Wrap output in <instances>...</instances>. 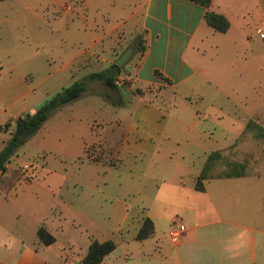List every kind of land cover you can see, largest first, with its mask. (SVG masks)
Here are the masks:
<instances>
[{"label": "crops", "instance_id": "crops-1", "mask_svg": "<svg viewBox=\"0 0 264 264\" xmlns=\"http://www.w3.org/2000/svg\"><path fill=\"white\" fill-rule=\"evenodd\" d=\"M250 1L213 0L210 11L230 23L219 33L191 0H104L111 10L124 5L120 23L91 34L90 47L59 68L49 55L35 74L5 81L12 106L40 87L53 96L107 69L142 37L145 51L118 77L127 86L112 91L117 100L87 90L25 144L39 158L36 178L16 170L14 158L0 174V264H76L94 241L116 244L100 264H264V131L233 148L250 121L264 128L262 40L250 29ZM32 111H0L8 116L0 127ZM102 147H114L105 153L114 164L88 159L87 150ZM230 148L222 163L249 172L206 174L197 190L209 156ZM174 159L170 173L151 176L158 161ZM146 219L153 232L139 241ZM175 219L187 227L179 242L170 237ZM41 226L52 245L39 240Z\"/></svg>", "mask_w": 264, "mask_h": 264}, {"label": "rangeland", "instance_id": "rangeland-1", "mask_svg": "<svg viewBox=\"0 0 264 264\" xmlns=\"http://www.w3.org/2000/svg\"><path fill=\"white\" fill-rule=\"evenodd\" d=\"M249 4L254 9L249 18L250 29L254 37H259L262 40L256 41V55L258 58L264 59V35L262 34L264 31L263 4H258L257 0H251ZM101 9L108 11L106 15ZM125 13L127 12H124V5L119 4L118 10L115 11L111 10L110 6H106L104 0H8L0 2L1 22L7 15L11 17L12 14H15L16 16L13 25H0V111L6 110L8 114L13 113L17 115L20 109L26 106L35 113L51 97L46 94L44 87L38 88L32 94H29L27 98L16 102L12 106L13 99H8V94L4 97V94L7 92L5 81L9 80V77L15 79L17 76L22 74L27 75L30 72H34L35 74L36 71H39L46 58H50L49 55L55 58V69L59 68L66 57L70 59L82 50L90 47L92 43L91 34H94L96 37L101 36L112 25L120 23L122 21L121 15ZM131 37L132 35L122 34L123 40L129 41L135 38V36L134 38ZM141 40L142 37L139 36L137 42L135 41L131 44L133 54L130 60L136 54L139 48L138 42ZM61 49L64 52L62 55H58ZM113 57H117V55ZM39 75L37 73L36 79H38ZM30 84L32 87L36 86L35 82H30ZM118 86L119 90L122 91L121 89L127 86L126 80H119ZM87 90V94L97 95L98 98H103L109 104L111 103V98L109 99L107 95H112L113 99L117 100L112 90L100 81L88 80ZM125 105H129L128 100L125 101ZM6 117H8L6 113L0 114V122L3 123ZM5 126L2 129L5 132L0 130V149L7 142L6 139H10V132L12 130V128L6 130ZM113 150L114 147L107 149L102 147V149L96 151L91 148L87 150V156L90 160L100 161L105 159L107 162L110 161V164H114V159L106 155L110 154ZM13 158L20 164L16 170L28 177L24 166L29 165L34 168L32 179L37 177L39 158L33 155V150L30 146L24 145L20 147ZM158 163L161 166H156L157 168L153 166L150 174L151 176L158 175L162 178L163 175L170 173L174 169L176 159L173 162L158 161ZM249 170L248 168H242L239 164L228 162V164L224 163L214 169V173L249 172Z\"/></svg>", "mask_w": 264, "mask_h": 264}, {"label": "trees", "instance_id": "trees-1", "mask_svg": "<svg viewBox=\"0 0 264 264\" xmlns=\"http://www.w3.org/2000/svg\"><path fill=\"white\" fill-rule=\"evenodd\" d=\"M7 1V0H0ZM205 8H207V13L205 16L207 24L213 28L216 32L226 33L230 28L229 21L220 14H216L210 11V7L213 3V0H191ZM138 51L143 53L145 48L142 47L139 42ZM124 69L118 67L115 63H112L107 69L92 73L87 78L82 81H78L73 83L72 85L63 88L61 91L51 96L48 100H46L33 114H25L20 116L14 122H10L6 124V130L12 128L10 132V139L5 143L3 149L0 151V174L4 173L7 169V165L11 162L12 158L17 154L20 147L24 146L43 126V124L59 109L64 107L65 105L71 104L77 100H79L84 93L87 91V81H100L103 85L108 87L113 92L118 91L119 80L118 77L121 75ZM109 99L111 96H107ZM116 104L113 102V105ZM3 128L0 127V130ZM255 130H262L264 128L261 127L254 121H250L243 133L237 140L235 146L236 148L238 144L244 142L246 137L254 134ZM230 148L227 151H219L214 152L208 158V161L205 165V168L199 177L196 183V189L199 191L203 190V186L201 184V180L206 174L214 173V169L218 166L224 164L221 161V158L229 155ZM230 156V155H229ZM228 157V156H227ZM223 160V159H222ZM230 160V158H228ZM228 164V163H226ZM235 164V163H234ZM244 167H246L245 163H242ZM240 164V166L243 168ZM235 174H242L241 171H238ZM215 174V173H214ZM233 173H223L216 175H229ZM153 232V224L149 219L145 220L144 225L140 229L138 234V240L143 241L151 236ZM38 238L45 246H50L55 242V238L47 231L45 226H41L38 231ZM116 249V244L113 241H107L105 243H99L94 241L90 248L88 255L85 259L76 264H100L104 258L113 252Z\"/></svg>", "mask_w": 264, "mask_h": 264}, {"label": "built area", "instance_id": "built-area-1", "mask_svg": "<svg viewBox=\"0 0 264 264\" xmlns=\"http://www.w3.org/2000/svg\"><path fill=\"white\" fill-rule=\"evenodd\" d=\"M262 34L264 35V31L262 32ZM24 168L27 172L28 177L32 178V176L34 175V168L29 165L24 166ZM186 231L187 227L185 223H183L180 219H175L170 230V237L174 242H179L181 237L186 233Z\"/></svg>", "mask_w": 264, "mask_h": 264}, {"label": "water", "instance_id": "water-1", "mask_svg": "<svg viewBox=\"0 0 264 264\" xmlns=\"http://www.w3.org/2000/svg\"><path fill=\"white\" fill-rule=\"evenodd\" d=\"M133 54V48H128L127 51H125L116 61L115 64L120 67L121 69H124L127 63L129 62L131 56Z\"/></svg>", "mask_w": 264, "mask_h": 264}]
</instances>
